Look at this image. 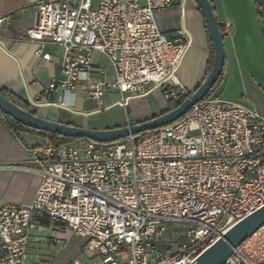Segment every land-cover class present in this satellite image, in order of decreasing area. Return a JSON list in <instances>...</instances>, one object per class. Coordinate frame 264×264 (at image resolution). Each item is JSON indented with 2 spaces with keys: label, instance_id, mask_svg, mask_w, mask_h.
<instances>
[{
  "label": "built area",
  "instance_id": "1",
  "mask_svg": "<svg viewBox=\"0 0 264 264\" xmlns=\"http://www.w3.org/2000/svg\"><path fill=\"white\" fill-rule=\"evenodd\" d=\"M175 2L48 1L25 39L64 49L63 80L53 92L80 84L102 104L116 91L126 107L154 85L177 103L190 93L175 83L189 38L183 31L167 37L156 21ZM221 28L226 36L231 23ZM95 54L113 64V82ZM35 55L51 58L42 48ZM32 156L42 183L31 204L0 207V264H26L30 232L44 221L86 239L95 264H194L264 206V117L218 97L160 129L111 143L48 144ZM224 264H264V226Z\"/></svg>",
  "mask_w": 264,
  "mask_h": 264
},
{
  "label": "crops",
  "instance_id": "2",
  "mask_svg": "<svg viewBox=\"0 0 264 264\" xmlns=\"http://www.w3.org/2000/svg\"><path fill=\"white\" fill-rule=\"evenodd\" d=\"M48 1L69 0H0V19L10 18V24L0 25V91L28 104L42 118L93 130L123 128L165 114L166 87L150 85L145 96L131 97L126 107L116 91L107 94L102 104L90 99L80 84L73 93L51 91L52 84L63 80L64 49L25 39L37 22L40 5ZM212 2L220 25L231 23L230 34L224 36L223 85L226 92H231L228 101L264 117V33L255 1L251 0L253 9L249 12L239 8L237 0ZM156 21L169 38H174L179 31L187 34L189 43L175 83L192 93L207 77L211 58L209 36L199 6L194 0H176L171 8L157 13ZM39 48L50 54V60L35 55ZM93 62L103 67L106 81H114V67L108 58L95 54ZM48 144L47 136L15 129L0 114V207L29 205L34 201L42 177L36 171L32 151ZM64 231V225L48 221L32 230L26 264L52 263L59 255L67 260L72 254H79L74 264L77 261L95 264L84 252L86 239L72 231L84 241L76 251H69L71 242L61 237Z\"/></svg>",
  "mask_w": 264,
  "mask_h": 264
},
{
  "label": "water",
  "instance_id": "3",
  "mask_svg": "<svg viewBox=\"0 0 264 264\" xmlns=\"http://www.w3.org/2000/svg\"><path fill=\"white\" fill-rule=\"evenodd\" d=\"M203 11L209 37L214 51V64L202 84L176 109L135 125L108 130H93L53 122L17 106L0 93V110L17 122L39 131L58 134L63 137L111 143L133 135L143 134L171 125L203 101L218 83L226 64L225 39L221 31L215 8L210 0H194ZM259 15L264 25V0H256ZM264 226V206L246 218L233 224L194 264H224L235 248L243 245Z\"/></svg>",
  "mask_w": 264,
  "mask_h": 264
},
{
  "label": "trees",
  "instance_id": "4",
  "mask_svg": "<svg viewBox=\"0 0 264 264\" xmlns=\"http://www.w3.org/2000/svg\"><path fill=\"white\" fill-rule=\"evenodd\" d=\"M210 1L212 2V0H210ZM254 1H255V4H256V7H257V11L259 12V5H258V3H257L256 0H254ZM212 4H213V2H212ZM199 10H200L202 16L204 17L203 11L200 8H199ZM258 16H259V20H260V23H261L262 28H263V33H264L263 20H262L261 16L259 15V13H258ZM205 25H206V22H205ZM220 27H221V25H220ZM206 29H207V26H206ZM221 31H222V28H221ZM207 33H208V29H207ZM208 36H209V33H208ZM209 42H210V47H211V58H210V61H209V72H210L211 69L213 68V64H214V51H213V46H212V42L210 40V37H209ZM224 75H225V69H224L223 74L221 75L218 83L216 84V86L214 87V89L210 92V94L205 99H208V98L213 97V92H215L216 88H218V86H220V85L223 84V82H224ZM0 93L4 97H6L8 100H10L14 104H16L17 106H19L22 109H24L26 111H29V112H31V113H33V114L36 115V113L30 109V107H29L28 104L21 102L19 99H17L12 94L7 93L6 91H0ZM190 95H191V93H189V95H187L183 101H180V102H177V103L176 102H173V101L168 102V109H167V111L165 113L170 112V111L178 108ZM0 114H2L4 116V118L7 120V122L13 128H15V129H26V130H29L31 132H35V133H38V134L47 136L49 138L50 144H52L54 146H58V145H60L62 143H66V142H72V141L79 140V139H73V138L63 137V136H60L58 134H52V133L45 132V131L35 130V129L29 128V127H27V126H25V125L17 122L16 120H14L13 118H11L10 116L5 115L1 110H0Z\"/></svg>",
  "mask_w": 264,
  "mask_h": 264
},
{
  "label": "rangeland",
  "instance_id": "5",
  "mask_svg": "<svg viewBox=\"0 0 264 264\" xmlns=\"http://www.w3.org/2000/svg\"><path fill=\"white\" fill-rule=\"evenodd\" d=\"M237 3H238V6L239 8L241 9H244L246 10L247 12L251 11L253 8H252V2L251 0H237ZM228 6L229 8L230 7V4L228 3ZM225 76V75H224ZM229 94H231V92H226L225 91V88H224V85H220L218 86V88H216L215 92H213V97L216 98H221L222 100H229L228 97H229ZM192 136H195V137H198L199 136V133L196 132V133H193ZM62 239L63 240H68L70 241L71 243V248L69 251H76V249L83 243V239L79 238V237H76L74 236L72 230L68 227H66V231H64V233L61 235ZM68 251V252H69ZM67 252V253H68ZM79 254H72L71 257H69L67 260H64V256L63 255H59L57 258H55L54 262L52 263H48V264H74V260L75 258L78 257ZM63 256V257H62Z\"/></svg>",
  "mask_w": 264,
  "mask_h": 264
}]
</instances>
